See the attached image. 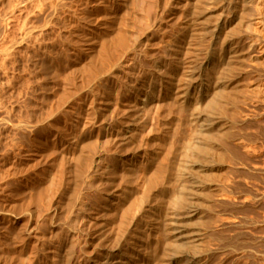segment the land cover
Here are the masks:
<instances>
[{
  "label": "bare ground",
  "instance_id": "obj_1",
  "mask_svg": "<svg viewBox=\"0 0 264 264\" xmlns=\"http://www.w3.org/2000/svg\"><path fill=\"white\" fill-rule=\"evenodd\" d=\"M66 1L68 2V0H56L55 2L50 0V2L54 4L53 6L51 3L48 4L52 6V7L50 6L52 9L49 8L51 10V13L47 14L45 18L48 16L49 18H51L50 16H52L54 13L66 10ZM84 3H85V0H84ZM48 5L47 7H49ZM85 6L88 9L87 10L88 16L82 15V14H81L82 16L78 15L80 12L77 14L75 11L69 12V13L67 12L68 21L70 22V27H71V29L69 30V33H71V38H70L71 40L69 41V37H68L67 43H70V51H71L70 59H71V65L73 67L71 68L72 69L80 68L82 70L86 68V72L88 76L87 83L89 82L90 90L93 93L92 94L93 99L91 98V100H93L94 102L99 101L98 106L95 105L98 107V109L97 110L94 109L95 108L94 106L92 108L95 110V112L91 111L92 108L90 110L91 112H94V114L89 115V117L92 116L90 117L91 119L88 123L89 131L87 134L88 138L90 139V143L87 140L89 144L86 142L87 143L86 145L92 144L91 141L92 142L96 141V145L95 143L93 145L94 150H96L97 149L96 146L98 147L97 141L100 140V143H102L101 144L102 147H100L101 145H99L100 150L101 148H103V146L105 149V146H109L106 144H108L109 142H110V145L111 143L112 144L114 143L110 141L111 138H113L114 140L112 141L116 142L115 144H117V147L119 149L118 150L119 152L118 153L116 152L117 153L116 154L117 159H115L116 163L113 162L112 158L110 157L112 160L111 162L115 163L114 168L117 169V173L115 175L116 177H114V179H111L108 176L109 179L107 177L106 179L107 182H105L106 186L104 185L105 188L102 186L103 183H101V186L103 187L101 188L99 184L102 181H99L98 185L100 186L101 191L98 190L99 188L96 187L97 190L101 192L102 198H104L105 199L104 201L106 202L105 205H108L107 207H109V209L106 206H103L102 208L94 209L91 214V222H89V224H86V227L88 225H89L88 228L91 227L90 229L91 234L89 235L92 239L90 240V242L91 241L93 242L91 246L92 249L90 250L92 251V253H90L89 251V253L91 254L90 256L89 254H87V252L82 251L83 253H86V255L89 256V259L86 264H217L216 261L214 260H217V257L220 256L221 254L217 255V257H215L216 259H213L214 252L216 250L212 249V246L209 243L211 239L217 240L221 238L219 237L220 235H218V233L215 236L214 234L215 231H213L214 232L213 233L212 232L213 229L211 230L212 228L211 223L214 222L213 219L216 220V218H213V215L215 213L212 214V212H215V210H213V206L217 202L220 203V201H218L220 199L218 198L219 197L221 198V195H223L224 186L222 183H225V182H223L222 179L224 178L225 175H231L233 173V172L230 173L233 169L231 171L227 169L231 167L232 164H234V162L236 163L235 160L238 159L237 156L241 155L239 154V152H238V155H236L237 153L235 152V155L237 158L235 157V155L230 156L231 154L230 152L232 151L229 152L228 148L231 147V145L229 144L230 146L228 145V148H227L226 143L232 140L239 144L235 146V148L240 147V146L245 148L248 143V142L246 143V141H249L247 140V134H249L248 129H250L248 128L250 126L249 124L253 125V123L250 122L251 119L258 121L256 122V124L259 123L258 127L255 129V132L257 135L261 136V139H259L256 136V139L258 138L259 140H261V142H259V144H261L260 145L261 148L259 147L261 151H258L256 153L262 154L261 162L259 161L261 160L260 157L257 155L259 157L258 161L260 162L258 164L262 165L261 169L264 168V126H262L264 123V76L260 74L262 73L260 71L264 70V0H88ZM74 7L75 6H73V10H74ZM84 8L85 7H83V10ZM50 10L48 12H50ZM60 12L58 13L59 15L61 14ZM46 13L47 11L45 12V14ZM64 14L65 12H63V15ZM59 15H58V19L60 20ZM45 18L44 20H46ZM49 20H46V21H49ZM63 22L64 21H62V23ZM62 23H60V25ZM66 24L69 25L68 23ZM46 25L47 24H45L43 27L41 24H40L41 27H34L35 26L34 25L33 28H28L29 27L28 26L27 27L28 29L27 30L25 29L26 31L23 33V36L21 34L20 36L21 38H19V40L20 39L21 40L20 41L17 40V42H15L14 46L12 45V47L16 49V47H19L24 41H26L27 43V40L28 39L30 40V37L37 30H40L42 32V29L44 28L46 29L47 27ZM47 28H49V26ZM66 30H68V26ZM64 35H66L67 37V34H64ZM64 35H63V38H64ZM32 38L33 37H31V39ZM64 40L65 39H63V42ZM67 53H69V50L67 51ZM79 73L81 72L79 71ZM67 77H70V76H67ZM85 78L87 80V77ZM78 80L79 79L77 77L75 82ZM80 81H81V78H80ZM84 82L86 83V81ZM80 84L81 82L79 83V86ZM98 84H102L105 87V92L103 94L102 93L99 94L97 92L100 89ZM96 85L99 89L95 88ZM76 87H78L77 84H76ZM93 87L94 89H96V92L93 89ZM81 88H79V91L81 90ZM87 88H88V85H87ZM73 89L70 91L74 92ZM77 89L78 88H76V90ZM123 91L126 92L124 94H127V95L129 94L128 96L125 95L126 98H121ZM61 93H62V90H61ZM54 94H55V91H54ZM87 94L89 93L87 92ZM64 95H65V98H67L65 99L66 101L69 99L68 97L71 98V96H67V94H64ZM82 95H85V94H82ZM88 96L89 95H87V97ZM54 99L56 100V98ZM86 99L84 100L86 101ZM81 100L83 99L81 98L80 101H78L80 102V104L81 102L84 101V100L83 101ZM75 101L77 102V100ZM89 102H92V101H89ZM62 103H65V102H62ZM71 103L68 106H71V108H73L72 107L73 103L72 104ZM84 104L85 103H83V105ZM88 104H87V107H88ZM91 105L93 104H90V106ZM60 106L63 107L64 104L63 106L62 104H60ZM78 108H79V105H78ZM57 110H59V108ZM63 110L65 113H67V111H65V108ZM68 111L70 112V110ZM76 111L78 112L79 109L77 110L76 108ZM59 113L61 114V112ZM49 114H51V112ZM74 114H76V112ZM74 114L73 116H76ZM86 114L88 115L87 112ZM79 115L77 113V117ZM83 115L84 114H82L81 117L85 116ZM65 116L67 117L68 115L64 114L63 117ZM115 116L119 118L118 120L119 123L117 125L118 126L117 128H114V122H116L114 120L118 119ZM49 117H51V115L48 116V118ZM89 117L87 116L88 119ZM85 118L86 117H84V121H86ZM51 121H52V118L48 120L45 126H42L41 129L38 127H31L27 125L26 123L23 125H15V128L18 129L19 131L26 132V135H28V137H29V134L27 132L31 134L33 133L34 139L37 143L35 147H32L31 149L24 151L22 153L20 152V154L14 153V155L12 154L13 155L12 156L11 153H9V155L12 156V162L8 160L12 163V165L14 163H17V164L19 163V165L20 164L23 165V168L24 167L27 168V169L24 168L25 172L22 173L21 171L22 174L19 172V174H21L20 175L21 177L19 180L20 181L19 189L23 191L21 192V194L27 193L28 195L30 191H33L34 188L39 186L40 187L39 190L41 191L39 193H37L38 191L35 192L37 189L36 188L34 192L37 193V195H35L36 196L35 198L39 197L41 201H42V197L44 198V195L48 194L47 192L48 190L47 184L49 183L48 180H52L53 178L56 177L55 176L56 173L55 174L50 173V174H53L55 177L53 175H50L53 178L50 177L51 179H49L47 177L48 180L45 179V175H46L45 172H47V170L49 169V168L48 169L46 168L47 167L46 165L48 164L47 163L48 156L46 153L50 151L49 150L48 152H46V147L50 146V148L51 147L53 148V149L51 148V151L48 154L49 156H51L50 153L54 149L55 151H57L56 149H61V148L64 149V147L68 148L67 146H65V143H66L65 136L66 135L64 136V134L68 132L63 129L60 130V129L54 128L53 123ZM69 121H72V120H69ZM6 122L7 121L0 118V127L5 126ZM67 122L68 121H66V123ZM65 127L67 128V126ZM46 128L48 129L47 133L44 132V129ZM58 128H61V127L58 126ZM250 131H252V128L250 129ZM253 131H254V128H253ZM83 135L82 136L85 138L86 134L84 132H83ZM72 141H74V139ZM149 142L151 143L154 142L156 147L150 149L151 143L149 144ZM71 144L72 143H70V145ZM34 145L35 144H33V146ZM82 145H85V144H82ZM153 145L151 147H154ZM80 146L79 148H81ZM250 147L252 148L253 146H250ZM76 148L79 150L78 147ZM91 148L92 146L90 147V150L86 152L91 154L93 152L91 151L93 148L92 149ZM104 149H102L103 150L102 152H104ZM80 150L81 152L84 153L85 147L84 149H80ZM256 150H258V148L257 149L255 148L252 151H256ZM59 151H62V150H59ZM252 151L251 153H249L250 155H248V153L246 152L247 155L245 156L241 155V156H244V157L251 156ZM75 152L76 151H74V154ZM95 152H97V150ZM95 152H94L95 155L93 154L94 156L91 154L92 155L90 159L91 161L86 158L85 154L83 155L85 156L84 159L86 158L87 160L90 161V162H87L85 161L86 159L85 160L83 159L84 162L87 165L89 164L92 169L96 168V166L99 163V159H100V154L98 155L97 153L96 155ZM108 152L109 151H107V153ZM58 153H55V154H58ZM78 154H81L80 151L79 153L77 152V155ZM90 154H87V156L89 157ZM110 154H113V152ZM110 154L108 155L110 156ZM101 155H103V153ZM114 155H113V158H114ZM79 156L80 155H78V157ZM63 157L64 155L61 158ZM71 157H73V154ZM71 157H68V158L71 159ZM107 157L108 156H106V158ZM227 157H229L228 158L229 160L226 162ZM49 158L50 157H48V159ZM80 158L82 157L80 156L78 159ZM72 159L75 164L74 158ZM242 159L243 158H241V160ZM247 159H245L246 161L244 162L249 161L250 158L248 160ZM253 159H255V157H253ZM5 160L7 159L5 158ZM108 160L109 158L107 159V163H108ZM62 163H63V159H62ZM85 163L84 165H86ZM247 163H244V165H246ZM254 163L255 162H253L252 164ZM79 164H80L79 165L80 167L81 163ZM250 164H251V159H250ZM258 164L256 163L255 167ZM66 166H68L67 163H66ZM238 166L239 165L237 164V167ZM252 166L254 168V165ZM51 167H53V164ZM77 167L78 166L75 167L74 165V167L72 166L71 168H74V169L76 168V170L78 171H83V169L80 170L78 169L79 167L78 168ZM82 167L83 166H81V168ZM232 167H236V165L234 164V166ZM237 167L234 172H236ZM3 168L5 169V167ZM60 168H62L63 170L64 167H60ZM4 169H1V170L5 172L6 170ZM244 169H245V166H244ZM259 169H258V172L261 171ZM71 170H69L70 172L69 175L72 174ZM95 170L96 172H94L93 176H95L96 173L102 174L101 172L103 170L101 172H98L99 170L97 171V169ZM107 170L105 172H108ZM78 171L75 172V175L77 174L76 176L74 175L75 178L77 176L79 177L82 176L78 174ZM227 171H230V172L226 174ZM253 171L255 175V170ZM11 172H12V175H11L12 177L15 175L16 176L19 175L18 173L13 175V172L15 173V171H11ZM11 172H8V173H11ZM49 172L50 171H48V173ZM66 172L65 173L62 172V173L65 175ZM85 172H87V169ZM110 173H113L114 175L115 172L112 171ZM110 173L108 172V175ZM195 173H198V174L195 175ZM47 175L49 176V174ZM93 176L91 178H93ZM118 176L121 177V178L119 177L120 181H118L119 180ZM0 177L1 179L4 177L2 176V172H1ZM7 177H4V178H7ZM59 177L61 176H58L56 180L59 179ZM259 177H262V176H259ZM1 179H0V184L2 185L1 181L3 179L2 180ZM16 180L18 179L16 178ZM54 180L55 179H53L52 181ZM117 181L119 183H117ZM16 182L14 183L15 184L19 183V182L17 183ZM76 183L78 182H75V184ZM51 184L56 185V183L54 184V182ZM75 184L73 186L74 188L73 190L79 189L78 188L79 183L78 185L77 184L75 185ZM40 185H42L43 187L42 189ZM224 185L226 186L227 184H224ZM94 186H96V183ZM4 187L5 186H3L2 188ZM93 187L92 189L95 188ZM50 188L51 186H49V189ZM224 190L227 191L226 189ZM94 192H92V195H94ZM248 192L246 193L247 196L250 194V193L248 194ZM251 192L255 193L256 191L255 192L251 191ZM261 192L262 191H260V193ZM13 193L15 194L14 191ZM51 193H52V190H51ZM73 193H71V196L73 195L72 197L74 198L75 197L74 194H76L77 191L74 194ZM32 194L29 193L28 202L30 205L34 204V201H35ZM230 194L233 195L234 192L233 194L232 192ZM4 195H5V192H4ZM56 195L57 194H55V197H57ZM226 195L227 197H229L228 196L229 193ZM255 195H258V194H255ZM12 196L14 195L12 194ZM12 196L10 195V197ZM262 196H264V194ZM16 197L18 196H15L14 198ZM47 197L45 196V198ZM50 197L51 195L48 198ZM82 197L80 199H82ZM78 198H79V195L77 199ZM93 198L94 197H92L91 199ZM247 198L248 200L252 199V197L251 198L247 197ZM221 199H225V198H221ZM253 199L257 200V198H254V197ZM44 200L42 202H44ZM51 200H52V197H51ZM93 200L96 201L95 198ZM258 200H259V197H258ZM260 200H263V199L260 198ZM93 203H98V202H93ZM218 203L216 205H218ZM0 204H3V203H0ZM10 205L7 206L5 209L2 207L3 205L2 206L0 205L3 208V210L0 211V226H1L0 229H3L4 227L6 228L7 227L6 224H8L9 227H14L15 229L17 228L19 229L23 225L22 221L28 215L21 210L22 209L20 207L21 204L20 206H17L19 207V210L18 208L16 209L18 211L20 210L22 211V213L20 214H18L19 213L18 211L16 214L15 212L16 210H12L13 206H15L16 203L14 205L13 203ZM27 205L25 207H27ZM40 205H38V207ZM216 205L214 207L221 206V205L220 206L219 205L216 206ZM53 206L54 205L52 202V207ZM65 206H67L66 203H65ZM99 206H102L101 203ZM38 207L36 206L34 209H37ZM88 207H91V206H88ZM92 207L94 206L92 205ZM192 208H194V210H192ZM81 209H82V202L81 200H77L75 207H74V213H73L76 218L73 217L71 212L70 213L72 216L70 215L71 217L69 216L68 218L73 217L75 220H77V217H79L78 215ZM111 209H113L112 210L113 213L111 212L112 214L108 215ZM40 210H42L43 212V209H40ZM262 210L264 211V209ZM26 211L28 212L29 210L26 209ZM32 211H29V212L31 213ZM69 211L70 210H68L67 212ZM216 211L218 212L217 209ZM89 212L90 211H88V213ZM68 214L69 213H67L66 216H68ZM261 215L257 217L258 219H256V221H259V219H261L260 224L263 223L262 226L264 227V219H263L264 215L262 216ZM32 217L34 219L33 215ZM82 218L83 217H81V219ZM27 219L29 220V217ZM78 219L79 221L77 222L78 224L81 223L80 225L81 227L82 224H84L81 221L82 220L84 221L86 218L85 219L83 218L82 220H80V217H79ZM218 219L219 218H217V220ZM245 219H244L245 222L243 220L241 221L242 224L243 222L244 224L246 223L247 219L246 220ZM217 220L215 221L216 224L217 223L220 224L219 222L221 220L219 219L220 221L218 222ZM25 222H27V220ZM224 225H222V227ZM248 225L249 224L245 225L246 228ZM34 226L37 228L36 223ZM34 226L33 227L31 226V229H28V230L32 231V228L34 229ZM253 226L251 227L248 226V229L251 228V231H252ZM68 227L70 228L71 226L69 225ZM263 227L261 229H263ZM22 228L24 229L25 227H22ZM22 228H20L18 232L15 231L16 232L15 235L18 233L17 234L18 237H16L15 241H14V238L12 239L11 237V240L14 241V245H8V248L13 247L12 249L13 252L11 253L10 257L9 258L7 257V258L9 259L10 262L14 264L15 263L17 264L18 262L20 264V260L21 258H23V254H24L25 248L23 245L25 243L24 240L26 237L24 238L25 229L23 230ZM244 229H241L239 231H243ZM3 230L6 231L7 228ZM79 231L80 229L78 230V232ZM261 231L259 230L258 232H256L257 235H259ZM243 232H246V230ZM243 232H242V235L244 236ZM1 233L3 232L1 231ZM248 233H249V230H248ZM262 233H263L262 241L264 243V232L262 231ZM3 234H5V232ZM70 234L73 235V233H70ZM80 234H82L81 231L78 237H80ZM221 235L223 236V234ZM245 235L249 236V234L247 233ZM250 235H251V232H250ZM257 235L255 234L254 240H256ZM234 236H236V234ZM234 236L233 237L230 236L231 238L230 237L229 238L232 240H234L233 238H235V241H236L237 238ZM0 237H1V234H0ZM35 237L36 236L32 237V241ZM72 238L74 239V237ZM5 239H4V243H5ZM36 239H38V236L36 237ZM36 239L34 240L37 241ZM249 239L250 238H248L245 241H248ZM258 240L259 241L261 240L260 237ZM10 241L8 242L7 240L8 243H10ZM242 241H239V242H242ZM69 242H70V245L72 246L73 241L72 242L68 241V243ZM212 242L214 244V241ZM249 242L243 241V243L241 244L230 245L229 250L228 249L227 250L229 251V253H231L230 255H235L233 256V259L234 257H237V259H240V260L245 259V262H243L244 261L243 260L242 264H253V262L247 263L246 259L249 258L251 260V258H255L254 255L260 254L261 260H259V262L258 261L257 262L254 261V262L258 264H264V247H263L264 244L261 245V247H263V250L261 248L262 251L260 250L261 252L259 251L258 253L256 252V250H259L258 249L259 245H257L258 244L257 241H255V244L257 245L256 250L254 248L255 246L253 247L254 249H252L251 247L254 241L251 243ZM231 243L232 242H230V244ZM215 244L217 245L218 242L217 243L215 242ZM222 244H224V242H222ZM5 245L2 244L0 248L3 246L2 248L4 249V247H7ZM25 245L29 246L28 244H25ZM89 245L87 248H89ZM79 246L81 248L82 245H79ZM217 247H218L217 250H220V245ZM61 248L62 247H60L59 249ZM68 249L70 248L68 247ZM68 249L65 251H69ZM228 251L224 254L230 256ZM75 252H77V250ZM1 254H3L2 251H1ZM74 255L76 256V254ZM1 256L2 255H0V258ZM4 256L5 255H3V258ZM27 256H29L30 258V255H27ZM75 256H73L74 259L76 258ZM222 257L220 258L222 259ZM224 257L226 258V256ZM70 258L71 257L68 255V252H67L62 257L61 262H58V261L57 262L59 264H69ZM231 258L230 260H232ZM34 259L35 258H33V260ZM77 259L75 260L77 261ZM219 259L217 262H219ZM26 260L28 259L26 258L25 262ZM0 261H3V260H0ZM22 261L24 260H21V264L24 263ZM223 262L219 264H224ZM227 262L226 264H228ZM231 262H233V260ZM3 263L5 264V260ZM234 263L237 264L238 262L237 263L234 262Z\"/></svg>",
  "mask_w": 264,
  "mask_h": 264
},
{
  "label": "rangeland",
  "instance_id": "obj_2",
  "mask_svg": "<svg viewBox=\"0 0 264 264\" xmlns=\"http://www.w3.org/2000/svg\"><path fill=\"white\" fill-rule=\"evenodd\" d=\"M24 1H26V2H24ZM29 1V2H28ZM48 1V0H47ZM46 0H0V118L1 119H4L5 121H7L6 122V125L5 126H3V127H0V171L2 172V176H4V177H7V178H2L1 179V177H0V179L2 180L1 181V183H2V185L0 184V188L3 190H1L0 189V193H1V191H2V193L0 194V199L1 198H3V199H1L0 200V203H3V204H0L4 209L7 207V206H9L10 204H12L13 203V205L16 203V205L15 206H13V209L12 210H16L17 208H18V210H19V207H17V206H20V204H21V210L23 211V212H25L26 214H28L27 216L29 217V220L27 219L28 217L26 216V218H24V220L22 221V226L20 227V228H22V227H25L23 230H24V238H25V240H24V254H23V258H21V260H24V261H22V262H24L23 264H28V263H30V264H57L58 262H61V259H62V257L68 252V255L71 257L70 258V263L69 264H81V262H82V264H86L87 263V261H88V259H89V256L91 255L90 253H92V251H90L92 248H91V246H92V241L90 242V240H92L91 239V237H90V235L89 234H91V227H89L88 228V226L86 227V224H89V222H91V214H92V211L94 210V209H97V208H102L103 206H108V205H105V199L104 198H102V195H101V188H105V186H106V184H105V182H107L106 181V179H107V177L109 176L111 179H114V177H116L115 175H116V173H117V169H115L114 167H115V163H116V160L115 159H117L116 158V154L119 152L118 150V147H117V144H115L116 142L115 141H112V140H114L113 138H111V142H114L113 144L111 143V145H110V142L108 143V144H106V145H109V146H105V149H104V146H103V148H101V150H100V147H102V143H100V140L99 141H97L98 143V147L96 146V150H97V152H95L96 150H94V148H93V145H94V143H95V145H96V141L95 142H92L91 141V143L92 144H90V145H86L88 142H87V140L89 141V143H90V139L88 138V131H89V121H90V117H92V116H90L89 117V115H93L94 114V112H95V110L94 109H98V102L96 103V102H94L93 100H91V98L93 99V93H92V91L90 90V86H89V82L87 83V81H88V76H87V72H86V68L85 69H80V68H76V69H72L73 67H72V65H71V51H70V43H67L68 42V37H69V41L71 40L70 38H71V33H69V30L71 29V27H70V22L68 21V17H67V15H68V13L69 12H73V11H75L78 15H86V16H88L87 15V8H86V6H85V4L88 2V0H85V3H84V0H68V2L66 1V10H64V11H59L61 14L59 15L58 13L59 12H56V13H54L55 14V16H54V14L52 15V16H50L51 18H49V16L48 17H46L45 18V16L47 15V14H50L51 13V10L50 9H52L51 7L53 6V4H52V2H50V0L47 2ZM53 2H55L54 0H52ZM20 2V3H19ZM45 2V3H44ZM47 3V4H46ZM52 4V6L51 5H48V4ZM80 3V4H79ZM19 4V5H18ZM84 4V5H83ZM41 5V6H40ZM47 5L49 6V7H47ZM72 5V6H71ZM83 5V6H82ZM51 6V7H50ZM70 6V7H69ZM73 6H75L74 7V10H73ZM82 6V7H81ZM81 7V8H80ZM83 7H85L84 8V10H83ZM39 8V9H38ZM46 8V9H45ZM50 8V9H49ZM80 8V9H79ZM68 9V10H67ZM72 9V10H71ZM78 11H77V10ZM50 10V12H48ZM69 10H71V11H69ZM47 11V13L45 14V12ZM41 12V13H40ZM63 12H65V14L63 15ZM68 12V13H67ZM83 12H85V13H83ZM58 15H59V18H60V20L58 19ZM63 15V16H62ZM81 15V16H82ZM60 16H62V17H60ZM55 17H57V18H55ZM66 17V18H65ZM44 18L46 19V20H49V21H46V20H44ZM47 18H49V19H47ZM63 18V19H62ZM54 19V20H53ZM62 19V20H61ZM43 20V21H42ZM53 22H52V21ZM52 23H51V22ZM60 21V22H59ZM62 21H67V22H63L62 23ZM59 22V23H58ZM49 23H51V24H49ZM60 23H62L61 25H60ZM66 23H68L69 25H67ZM40 24L42 25V27L45 25V24H47L46 26L48 27L49 26V28H47L46 27V29L44 28V29H42V32L40 31V30H37L31 37H33L32 39H31V37H30V40L28 41L27 40V43H26V41H24L19 47H16V49H14V47H12V45L14 46V43L15 42H17V40L18 41H20L19 40V38H21L20 36H21V34H22V36H23V33L28 29V28H33V26L34 27H41L40 26ZM44 24V25H43ZM49 24V25H48ZM59 25H60V27H59ZM68 26V30H66L67 29V26ZM75 25V24H74ZM29 26V27H28ZM32 26V27H31ZM66 26V27H65ZM28 27V28H27ZM62 27V28H61ZM70 27V28H69ZM61 28V29H60ZM26 29V30H25ZM24 30V31H23ZM46 30V31H45ZM49 30V31H48ZM60 31H62V32H60ZM66 33H65V32ZM22 32V33H21ZM46 32V33H45ZM58 32V33H57ZM60 32V33H59ZM67 34V37H66V35H64V34ZM60 34V35H59ZM53 35V36H52ZM63 35H64V38H63ZM61 37V38H60ZM66 37V38H65ZM54 38V39H53ZM60 38V39H59ZM51 39V40H50ZM59 39V40H58ZM63 39H67L66 40V42H65V40H64V42H63ZM55 42V43H54ZM36 43V44H35ZM64 48V49H63ZM69 50V53H67V51ZM57 55V56H56ZM67 56H68V58H67ZM62 58V59H61ZM52 59V60H51ZM67 59V60H66ZM70 60V61H69ZM62 61V62H61ZM66 61H68V62H66ZM50 62V63H49ZM52 63V64H51ZM67 64V65H66ZM70 66V67H69ZM72 67V68H71ZM71 68V69H70ZM71 70V71H70ZM77 70V71H76ZM67 71V72H66ZM79 71L82 73H79ZM264 70H261L260 72H262V73H260L261 75H263L264 76V72H263ZM72 72V73H71ZM86 72V73H85ZM48 73V74H47ZM78 73V74H77ZM70 74V75H69ZM73 74H75V75H73ZM78 76H77V75ZM81 74V75H80ZM72 75H73V77H72ZM83 75V76H82ZM67 76H70V77H67ZM74 76H75V78L77 79V77H78V81H76L75 82V78H74ZM87 77V80H86V78L85 77ZM85 78V80H84V78ZM70 78V79H69ZM80 78H81V81H80ZM70 81V82H69ZM72 81V82H71ZM84 81H86V83L84 82ZM81 82V84L83 85H81L80 84V86L82 87H80L79 86V83ZM75 84V85H74ZM76 84H77V86L78 87H76ZM65 85H66V87H65ZM74 85V86H73ZM87 85H88V88H87ZM99 85V88L97 87V85L95 86V88L96 89H99L97 92L99 93V94H103L104 92H105V87L102 85V84H98ZM60 86V87H59ZM101 86V87H100ZM74 87H76V88H78L77 90H76V88H74ZM63 88V89H62ZM76 90H74V89ZM79 88H81V92L79 91ZM87 88V89H86ZM102 88V89H101ZM66 89H67V91H66ZM68 89H69V91H68ZM73 89V91L74 92H71L70 90H72ZM93 89H94V87H93ZM96 89H94L95 90V92H96ZM61 90H62V93H61ZM83 90H85V91H83ZM101 90V91H100ZM54 91H55V94H54ZM79 91V92H78ZM89 93V94H87V92ZM91 91V92H90ZM100 91V92H99ZM60 92V93H59ZM69 92H70V94H69ZM59 93V94H58ZM67 94V96H71V98L70 97H68L69 99L66 101L65 99H67V98H65V95L64 94ZM124 93H126V92H124L123 91V93H122V97L121 98H126V96H128L127 94H124ZM60 94H61V96H60ZM82 94H85V95H82ZM89 95L88 97H87V95ZM123 94H124V96H123ZM64 97H63V96ZM126 95V96H125ZM54 96H56V97H54ZM66 96V97H67ZM74 96V97H73ZM82 96V97H81ZM76 97H77V99H76ZM80 97V98H79ZM54 98H56V100L54 99ZM86 99V98H88V99H90V100H88V99H86V101L84 102L83 100H81V101H83V102H81V104H80V102H78V101H80V99ZM101 98V97H100ZM77 100V102L75 101V100ZM74 100V101H73ZM71 101H72V103H71ZM89 101H92V102H94V103H92V102H89ZM62 102H65V103H62ZM56 103V104H55ZM70 103L72 104V107L74 108H71V106H68V105H70ZM83 103H85L84 105H83ZM89 103V104H88ZM55 104V105H54ZM60 104H62V106H63V104H64V106L63 107H61L60 106ZM87 104H88V107H90V108H88L87 107ZM90 104H93V105H91L90 106ZM55 107L56 105V107L54 108L53 106ZM75 107H74V106ZM78 105H79V108H78ZM82 105V106H81ZM95 105H97V106H95ZM60 106V107H59ZM85 106V107H84ZM95 106V108L93 109L92 107H94ZM81 107V108H80ZM97 107V108H96ZM49 108H50V110H49ZM54 110H53V109ZM59 108V110H57ZM65 108V111H67V113H65L64 112V109ZM76 108H77V110L79 109V111L77 112L76 111ZM85 108V109H84ZM91 108H92V110H91ZM47 109V110H46ZM52 109V110H51ZM67 109V110H66ZM71 109H73V110H71ZM89 109V110H88ZM57 110V111H56ZM68 110H70V112L68 111ZM94 111V112H91V111ZM48 113V115H47V113ZM52 111H53V113H52ZM63 111V112H62ZM73 111V112H72ZM81 111V112H80ZM84 113H83V112ZM89 111V112H88ZM51 112V114H49ZM57 113V114H55V113ZM59 112H61V114L59 113ZM76 112V114H74ZM81 114H80V113ZM86 112L88 113V115L86 114ZM69 113V114H68ZM71 113V114H70ZM77 113H78V117H77ZM59 114V115H58ZM64 114H66V115H68L67 117L65 116V117H63V115ZM73 114L74 115H76V116H73ZM82 114H84L83 116L84 117H86L85 118V120L86 121H84V117H81L82 116ZM46 115V116H45ZM51 115V117H49L48 118V116H50ZM60 115H61V117H60ZM70 115V116H69ZM89 117V119L87 118V116ZM72 116V117H71ZM59 117V118H58ZM76 119H75V118ZM116 118H118L117 116H115ZM52 118V123H53V127L54 128H56V129H63V130H66L68 133H66V131H65V133L66 134H64V136H65V141H66V143H65V146H67L68 148H66V147H64V149L63 148H61V149H56L57 151H55V149L50 153V155L51 156H49L48 154H49V152L51 151V148H50V146H48L49 147V149H48V147H46V152H48L49 150V152L48 153H46L47 154V156L48 157H50L49 159H48V157H47V172H45V179L46 180H48L47 179V177L49 178V179H51L50 177H52V176H50V175H53V174H55L56 173V177L55 178H53V179H55L56 180V178H58V176H61V177H59V179H57L56 180V182H55V180L54 181H52V180H48L49 181V183L47 184L48 185V190H50V191H48L47 190V192H48V194H46V195H44V198L42 197V201L44 200V202H42L41 201V199H39V197H37V198H35L36 196L35 195H37V193H39L41 190H39V186L38 187H36V188H34V190L36 189V191L35 192H37V193H35L34 192V190L33 191H30L29 193H33L32 194V196H33V198L35 199V201H34V204H32V205H30L29 204V202H28V200H29V193H28V195H27V193H22L21 194V192H23V191H21L20 189H19V187H20V175L23 173V172H25V169H27L26 167H24L23 168V165L22 164H20L19 165V163L17 164V163H14L13 165H12V156L14 155V153L15 154H20V152L22 153V152H24V151H27V150H29V149H31L32 147H35L36 146V141H35V139H34V134L32 133H29V132H27L28 134H29V137H28V135H26V132H21V131H19L18 129H16L15 128V125H23V124H27V125H29V126H31V127H38V128H42V126H45V124H46V122L48 121V120H50ZM62 118V119H61ZM64 118V119H63ZM67 118H69V119H67ZM71 118V119H70ZM74 118V119H73ZM78 118V119H77ZM83 118V119H82ZM46 119V120H45ZM60 119H61V121H60ZM82 121H81V120ZM88 119V120H87ZM59 120V121H58ZM63 120V121H62ZM68 121L67 123H66V121ZM69 120H72V121H69ZM77 120H78V122H77ZM119 118L118 119H115L114 121H116V122H114V128H117L118 126V123H119ZM44 121V122H43ZM118 121V122H117ZM61 122V123H60ZM72 124H71V123ZM80 122V123H79ZM85 122V123H84ZM87 122V123H86ZM250 122L251 123H253V125H257L256 127L255 126H253V125H251V124H249L250 126L248 127V128H252V131H250V129H248V133L250 134H247V140H249V141H246V143H247V146L245 147V148H243L242 146H240V147H236L235 148V146H237V145H239L237 142H235V141H232V140H230L229 142H227L226 143V145H227V148H228V145L230 144L231 145V147H229L228 149H229V152L230 151H232V152H230L231 154H230V156L231 155H235V152L237 153L236 155H238V152H239V154H241V155H247L246 154V152L248 153V155H250L249 153H251V151L252 150H254L255 148L257 149L258 148V150H256V151H252V154H251V156H247V157H244V156H241V155H238L237 157H238V159H240V160H238V159H236L237 157H236V155H235V161H236V163L234 162V164L236 165V167H237V164L239 165V166H241V167H237V170H236V172H234L235 171V169H236V167H232V166H234V164H232V168L231 167H229L227 170H232L231 172L230 171H227L226 172V174H228V172H230V173H232L231 175H225L224 176V178L222 179V181L223 182H225V183H222V181H221V183L223 184V195H221V198H225V199H221L220 197L218 198V199H220V200H218V201H220V203H218V205L220 206V207H214L213 206V210H215V212H212V214H214L213 215V218H216V220H217V218H219L218 220H217V222L218 221H220L219 223L220 224H216V220L215 219H213V221L214 222H212L211 223V225H212V228H211V230H212V232L213 231H215V236L217 235V233H218V235H220L219 237H221V238H219V239H217V240H219V241H217V240H213V239H211V241L209 242L210 244H211V246H212V249H215L216 251L214 252V256H213V259H216L215 257H217V255H220V256H218L217 257V260H214V261H216V263L217 264H219V263H222L223 262V260H224V264H226V262L228 263V264H231V263H233V264H235L234 262H238L237 264H242L243 262H245V259H242V260H240V259H237V257H234V259H233V256H235V255H230L231 253H229V248H230V245H236V244H241V243H243V241L244 242H249V240H250V242L249 243H251V242H253L252 243V249H254L255 248V250H256V246L257 245H259L258 246V249L259 250H256V252H258L259 253V251L261 250V248H262V250H263V247H264V245H263V247H261V245L262 244H264L263 243V233H262V231L264 232V227L262 226V224H260L261 223V219H259V221H256V219H258L257 217L259 216V215H264L263 213H264V211L262 210V209H264V196H262L264 193H263V191H264V187H263V185H264V180H263V175H264V168L263 169H261L262 168V165H259L258 163H260L261 161H262V154L261 153H256V152H258V151H261V144H259V142H261V140H259V139H261V136H259V135H257L256 134V132H255V129L258 127V124L259 123H257L256 124V122H258V121H256V120H254V119H251L250 120ZM249 122V123H250ZM18 123V124H17ZM64 123V124H63ZM68 123H69V125H68ZM84 123V124H83ZM32 124V125H31ZM57 124H58V126H60L61 128H58V126H57ZM80 124H82V125H80ZM87 126H86V125ZM40 126V127H39ZM65 126H67V128L65 127ZM81 126V127H80ZM251 126H253V127H251ZM262 126H264V123H263V125ZM81 128H82V130H81ZM253 128H254V131H253ZM47 129V128H46ZM46 129H44V132L45 133H47L48 132V129L46 130ZM68 129V130H67ZM85 130V131H84ZM148 130V129H147ZM78 131V132H77ZM250 131V132H249ZM43 132V133H44ZM76 132H77V134H76ZM83 132L86 134L85 136V138L83 137L84 135H83ZM72 133V134H71ZM80 133V134H79ZM81 133H82V135H81ZM71 135H72V137H71ZM75 135V136H74ZM77 135H79V136H77ZM248 135H249V137H248ZM253 135H254V137H253ZM83 138H82V137ZM257 141V140H259V141H255L252 137ZM256 136L259 138H257L256 139ZM32 137V138H31ZM69 137H71V138H69ZM76 137V138H75ZM27 138H29V139H27ZM249 138V139H248ZM68 139H70V140H68ZM74 139V141H72ZM78 139H80V140H78ZM250 139H251V141H250ZM253 139V140H252ZM28 140V141H27ZM33 140V141H32ZM84 140V141H83ZM64 141V142H65ZM69 141H71V142H69ZM81 143H79V142ZM30 142H32V143H30ZM68 142H69V144H68ZM77 142V143H76ZM82 142H84V143H82ZM87 142V143H86ZM251 142H252V144H251ZM70 143H72L71 145H70ZM88 143V144H89ZM151 142H149V144H150ZM153 143L154 142H152L151 144L153 145ZM33 144H35L34 146H33ZM68 144V145H67ZM77 144V145H76ZM78 144H80V145H78ZM82 144H85V145H82ZM150 144V149H152V148H155L156 147V145H155V143H154V147H151L152 145ZM232 144H233V146H232ZM255 144V145H254ZM76 145V146H75ZM99 145H101L100 147H99ZM117 147V149H116V147ZM229 145V146H230ZM257 145H258V147H257ZM23 146V147H22ZM28 146H30V147H28ZM79 146L81 147V148H79ZM92 146V150L91 151H93L91 154L93 155L94 154V152L96 153V155H97V153H98V155L100 154V159H99V163H98V165L97 166H99V167H97L96 166V168H94V169H92L91 168V166L88 164H86L85 162H84V160L87 158V159H91V157H92V155L90 154V153H87L86 151H89L90 150V147ZM112 146V147H111ZM113 146H114V148H113ZM250 146H253L252 148L250 147ZM73 147V148H72ZM75 147V148H74ZM76 147H78L79 148V150L76 148ZM84 147H85V151L84 150H82V151H84V153L83 152H81V150L80 149H84ZM95 147V146H94ZM242 147V148H241ZM255 147V148H254ZM260 147V148H259ZM72 148V149H71ZM107 148V149H106ZM113 148V149H112ZM232 148V149H231ZM239 148V149H238ZM53 149V148H52ZM76 149V150H75ZM102 149H104V152H102L103 150ZM111 151H110V150ZM233 149H234V151H233ZM239 151H238V150ZM240 149H241V151H240ZM245 151H244V150ZM59 150H62V151H59ZM64 150V151H63ZM71 150V151H70ZM99 150V151H98ZM236 150V151H235ZM243 150V151H242ZM248 150V151H247ZM55 151V152H54ZM69 151V152H68ZM74 151H76L75 152V154H74ZM79 151H80V153L82 154H78V155H80L82 158H80V159H78L79 157H78V155H77V152L79 153ZM90 151V152H91ZM106 151V152H105ZM107 151H109L110 153H112L113 152V154H110L109 152L107 153ZM72 152V153H71ZM90 154V156L88 157L87 156V154ZM101 152V153H100ZM117 152V153H116ZM241 152V153H240ZM9 153H11V155L12 156H10L9 155ZM55 153H58V154H55ZM103 153V155H101ZM105 153V154H104ZM106 153H107V155H106ZM68 154V155H67ZM71 154V155H70ZM72 154H73V157H71L72 156ZM86 155V158L84 159V157L85 156H83V155ZM108 154H110V156L108 155ZM115 154V155H114ZM6 155V156H5ZM8 155H9V157H8ZM53 155V156H52ZM64 155V157L63 158H61L62 156ZM95 155V154H94ZM93 155V156H94ZM108 156L107 158H106V156ZM113 155H114V158H113ZM260 157V159L261 160H259V157ZM56 158H55V157ZM77 156V157H76ZM102 156H103V158H102ZM68 157H71V159L70 158H68ZM112 158V160H113V162H115V163H112L111 161V158ZM253 157H255V159H253ZM5 158L7 159V160H5ZM9 158V159H8ZM52 158V159H51ZM72 158H74V160H75V164H74V161H73V159ZM105 158V159H104ZM109 158V160H110V162H109V160H108V163H107V159ZM229 157H227V159H226V162L229 160L228 159ZM241 158H245V159H251V164H250V159H249V161H247V162H244V161H246L245 159L242 161L241 160ZM62 159H63V163H62ZM78 159V160H77ZM84 159V160H83ZM85 160V161H87V162H90L89 160ZM247 159V160H248ZM8 160H10V161H8ZM100 160H102V161H100ZM104 160V161H103ZM254 160H256V161H254ZM260 162H259V161ZM51 161V162H50ZM106 161V162H105ZM238 161H240V162H238ZM9 162V163H8ZM53 162V163H52ZM55 162V163H54ZM60 162V163H59ZM70 162V163H69ZM75 165V167L76 166H78L79 167V163H81V166H83L82 168H81V166L78 168V169H80V170H82L83 169V171H78V170H76V168L74 169V168H71L72 166L74 167V165L72 164V163ZM79 162V163H78ZM247 163L246 165H244V163ZM253 162H255L254 164H252ZM66 163H67V165L68 166H66ZM69 163V164H68ZM83 163V164H82ZM84 163L86 164V165H84ZM104 163V164H103ZM241 163H243V164H241ZM258 164V165H256V167H255V164ZM11 166H10V165ZM52 164H53V167H51L52 166ZM72 164V165H71ZM76 164H78V165H76ZM9 165V166H8ZM56 165V166H55ZM70 165H71V167H70ZM231 165V164H230ZM229 165V166H230ZM247 165H248V167H247ZM252 165H254V168H253V166ZM2 166V167H1ZM8 166V167H7ZM13 166V167H12ZM18 166H20V167H18ZM50 166V167H49ZM55 166V167H54ZM102 166V167H101ZM244 166H245V169H244ZM261 166V167H260ZM3 167H5V169L3 168ZM12 167V168H11ZM17 167H18V169H17ZM60 167H64L63 168V170H62V168H60ZM69 167V168H68ZM86 167V168H85ZM88 167V168H87ZM104 167H105V169L110 173V172H112V171H114L115 173H114V175H113V173H110L109 175H108V172H105L106 170L104 169ZM113 167V168H112ZM15 168V169H14ZM20 168V169H19ZM21 168H22V170H21ZM54 170H53V169ZM100 168V169H99ZM104 170H103V169ZM241 168V169H240ZM247 168V169H246ZM260 168V169H259ZM1 169H4V170H6L5 172L3 171V170H1ZM8 169V170H7ZM11 169V170H10ZM14 169V170H13ZM72 169V170H71ZM84 169H85V171H86V169H87V172H85L84 171ZM90 171H89V170ZM95 169H97V171L98 172H101L102 170V174H98V173H96V174H98V175H96L95 174V176H93V174H94V172H96V170ZM113 169V170H112ZM258 169L259 170H261V171H259L258 172ZM17 170V171H16ZM59 170V171H58ZM69 170H71L72 172V174H70V175H72V176H70L69 175ZM73 170H75V171H73ZM109 170H111V171H109ZM240 170V171H239ZM249 170H251V171H249ZM253 170H255V175H254V171ZM11 172V171H15V173L13 172V175L14 174H16V173H18L19 174V172L21 173V171H22V173L21 174H19L18 176H11L12 175V172L11 173H8V172ZM48 171H50L49 173H48ZM52 171V172H51ZM66 172V174L64 175L63 173H65ZM78 171V174H80V175H82V176H77L78 178H80V179H78L77 177L75 178V176L77 175H75V172H77ZM1 172H0V176H1ZM63 172V173H62ZM241 172V173H240ZM245 172H247V173H245ZM249 172V173H248ZM252 172H253V174H252ZM6 173H8V174H6ZM50 173H53V174H50ZM240 173V174H239ZM258 173V174H257ZM4 174H6V175H4ZM47 174H49V176L47 175ZM61 174V175H60ZM63 174V175H62ZM107 174V175H106ZM198 173H195V175H197ZM260 174V175H259ZM11 177H10V176ZM58 175V176H57ZM75 175V176H74ZM91 175V176H90ZM113 175V176H112ZM258 175V176H257ZM67 176V177H66ZM93 176V178H91ZM102 176V177H101ZM112 176V177H111ZM121 176V175H120ZM120 176H118V179H119V177ZM252 176V177H251ZM254 176V177H253ZM259 176H262V177H259ZM10 177V178H9ZM100 177H101V179H100ZM109 177H108V179H109ZM225 177H226V179H225ZM257 177V178H256ZM260 179H259V178ZM16 178L18 179V180H16ZM74 178H75V180H74ZM99 178V179H98ZM104 178V179H103ZM121 178V177H120ZM262 178V179H261ZM13 179V180H12ZM79 180V181H77V180ZM117 179V180H118ZM225 179V180H224ZM4 180H6V181H4ZM73 180V181H72ZM4 181V182H3ZM12 181V182H11ZM19 182L18 184H15L14 182ZM99 181H102V182H100V184H99ZM118 181H120V179L118 180ZM117 181V183H119ZM227 181V182H226ZM7 182V183H6ZM16 182V183H17ZM54 182V184L56 183V185H53V184H51V183H53ZM75 182H78L79 183V189H75L76 191H77V196H76V194H74L76 191L75 190H73L74 188H73V186H74V184H75ZM93 182H94V184H93ZM262 182H263V184H262ZM14 183V184H13ZM59 183V184H58ZM78 183H76L77 185H78ZM95 183H96V186H94L95 185ZM101 183H103L102 184V186H101ZM4 184H6V185H4ZM75 184V185H76ZM101 186V188H100V186ZM224 184H227L226 186L224 185ZM231 184H232V186H231ZM262 184V185H261ZM8 185H9V187L11 188H9L8 187ZM59 185V186H58ZM95 187H93V186ZM98 185V186H97ZM105 185V186H104ZM3 186H5L4 188H2ZM17 186H18V188H17ZM41 186V189L43 188L42 187V185H40ZM49 186H51V188L49 189ZM231 186V187H230ZM9 188L10 189V191H9V189H7V188ZM52 187H53V189H52ZM64 187V188H63ZM92 187L94 188V189H92ZM99 188L98 190H100V191H98L97 190V188ZM226 187V188H225ZM229 187V188H228ZM253 187V188H252ZM13 188V189H12ZM59 190H57V189ZM75 188H76V186H75ZM228 188V189H227ZM61 189V190H60ZM63 189V190H62ZM67 191H66V190ZM92 189V190H91ZM224 189H226L227 191H225ZM230 189V190H229ZM233 189V190H232ZM254 189V190H253ZM257 189V190H256ZM15 192V194L13 193V191ZM51 190H52V193H51ZM81 191V193H80V191ZM97 190V191H96ZM230 192H229V191ZM250 190V191H249ZM60 191H61V193H60ZM62 191H63V193H62ZM74 193H73V192ZM94 191H96V192H94ZM249 191V192H248ZM251 191H256L255 193H253V192H251ZM259 191V192H258ZM260 191H262L261 193H262V195H261V193H260ZM4 192H5V195H4ZM12 192V193H11ZM92 192H94V195L96 196H94V195H92ZM97 192H99V193H97ZM232 192V194H233V192H234V194L233 195H231L230 193ZM248 192V196H247V193ZM8 193V194H7ZM51 193V194H50ZM67 193V194H66ZM71 193H73L74 195H75V197L73 198L72 196H71ZM80 193V194H79ZM229 193V197H227V195L226 194H228ZM260 193V194H259ZM12 194L14 195V196H12ZM19 194V195H18ZM55 194H57L56 196L57 197H55ZM63 194V195H62ZM97 194H99V195H97ZM244 194H246V195H244ZM254 194V195H253ZM255 194H258V195H255ZM2 195H4V196H2ZM8 195V196H7ZM10 195L13 197H10ZM26 195V196H25ZM47 195H48V197L51 195V197H52V200H51V197L50 198H48L47 197ZM78 195H79V198L77 199V197H78ZM80 195H82V196H80ZM94 197L95 198V200L96 201H94L93 199H91L92 197ZM101 195V196H100ZM226 195V196H225ZM260 195V196H259ZM2 196V197H1ZM15 196H18V197H16V198H14ZM20 196V197H19ZM45 196L48 198V200H47V198H45ZM90 196V197H89ZM252 197V199H250V200H248V198L247 197ZM262 196V197H261ZM28 199H27V198ZM72 197V198H71ZM82 197V199H80ZM101 197V198H100ZM227 197V198H226ZM253 197L254 198H257V200H258V197H259V200H260V198L261 199H263V200H256V199H253ZM8 198V199H7ZM99 198V199H98ZM9 199H11V200H9ZM15 199V200H14ZM68 199V200H67ZM73 199V200H72ZM101 199V200H100ZM103 199V200H102ZM70 200V201H69ZM77 200H81V202H82V209H81V211H80V213H79V217H80V220H82L83 218L85 219L84 221L82 220L81 222L82 223H84V224H82V228L80 227V225H81V223L80 224H78V222L77 221H79V217H77V220H75L74 218H76L75 217V215L73 214L74 213V207H75V204H76V202H77ZM84 202H83V201ZM91 200H93V201H91ZM99 200H100V202H99ZM255 200V201H254ZM14 201V202H13ZM50 201V202H49ZM69 201V202H68ZM86 201V202H85ZM91 201V202H90ZM225 201V202H224ZM253 201V202H252ZM10 202V203H9ZM52 202H53V207H52ZM56 202V203H55ZM93 202H98L99 203V205H100V203H101V205L102 206H99L98 205V203H93ZM252 202V203H251ZM258 202V203H257ZM5 203V204H4ZM37 203H38V205H40L41 203H43V204H41L39 207H38V205H37ZM56 205H55V204ZM57 203H59V204H57ZM62 203H63V205H62ZM65 203H66V205L67 206H65ZM68 203V204H67ZM71 204V206H70V204ZM73 203V204H72ZM86 203V204H85ZM90 203H91V205H90ZM102 203H104V204H102ZM255 203V204H254ZM28 204V205H27ZM88 204V205H87ZM96 204V205H95ZM224 204V205H223ZM27 205V207H25ZM70 207H69V206ZM92 205L94 206V207H92ZM218 205H216V206H218ZM0 206V211L1 210H3V208ZM5 206V207H4ZM10 206H12V205H10ZM30 206H32V207H30ZM38 207V208H40V207H42V208H40V209H43V212H42V210H40V209H34L35 207ZM56 206V207H55ZM59 206V207H58ZM65 207V208H63V207ZM88 206H91V207H88ZM96 206V207H95ZM16 207V208H15ZM52 207V208H51ZM62 207V208H61ZM72 207V208H71ZM86 207V208H85ZM263 207V208H262ZM25 209V211H24V209ZM30 208V209H29ZM49 208V209H48ZM67 208H69V209H67ZM108 209H109V207H107ZM26 209H28L29 211H32L31 213L28 211H26ZM65 209H67V210H65ZM73 209V210H72ZM216 209L218 210V212L216 211ZM18 210H16L15 212H16V214H17V211ZM18 211L19 213L18 214H20V213H22V211ZM38 210V211H37ZM64 210H65V212H64ZM68 210H70L69 212H67ZM113 209H111L110 210V213H108V215L109 214H112L113 213V211H112ZM192 210H194V208H192ZM39 211H41V212H39ZM44 211H45V213H44ZM88 211H90L89 213H88ZM72 213V215H73V217L72 218H68L70 215H71V213ZM86 212V213H85ZM112 212V213H111ZM217 212V213H216ZM263 212V213H262ZM67 213H69L68 214V216H66L67 215ZM219 213V214H218ZM36 214V215H35ZM40 214V215H39ZM52 214V215H51ZM83 214H85V215H83ZM32 215L34 216V219H33V217H32ZM43 215V216H42ZM71 215V216H72ZM87 215V216H86ZM215 215H216V217H215ZM261 215V216H262ZM70 216V217H71ZM111 216V215H110ZM218 216V217H217ZM244 218V216H245V218L247 219H245L246 220V223L244 224V219L242 218V217ZM50 217V218H49ZM66 217V218H65ZM81 217H83L82 219H81ZM249 217V218H248ZM251 217V218H250ZM254 217V218H253ZM256 217V218H255ZM32 218V219H31ZM255 220H253V219ZM262 218V217H261ZM72 219V220H71ZM263 219H264V217H263ZM262 219V220H263ZM27 220V222H25ZM31 220H32V222H31ZM244 221L243 222V224H242V222L241 221ZM251 220V221H250ZM252 220H253V222H252ZM35 221V222H34ZM87 223H86V222ZM250 221V222H249ZM25 222V223H24ZM29 222V223H28ZM72 222V223H71ZM75 222V223H74ZM241 222V223H240ZM252 222V223H251ZM259 222V223H258ZM263 222V221H262ZM35 223H36V226H37V228L34 226L35 225ZM215 223V224H214ZM222 223V224H221ZM225 225H224V224ZM258 223V224H257ZM26 224H27V226H26ZM68 224V225H67ZM239 224V225H238ZM247 224H249L248 226H253L252 227V231H251V228H249L248 229V226H247V228H246V226L245 225H247ZM250 224H252V225H250ZM260 224V225H259ZM7 225V232L6 231H4L3 229H6L5 227L3 228V229H0V234H1V237L3 238H1L0 237V246L3 244V245H5V246H7V247H4V249L1 247L0 248V255H2L1 256V258H0V260H3V261H0V264H4L3 262H4V260H5V264H14V263H12V262H10L9 261V257H10V255H11V253L13 252V247L12 248H8V245H14V241H15V239H16V237H18V233L15 235V231H19V229L17 230V229H15L14 227H9V225L8 224H6ZM62 225V226H61ZM71 226L70 228L68 227V226ZM73 225V226H72ZM79 225V226H78ZM210 225V226H211ZM218 225V226H217ZM222 225H224L223 227H222ZM30 228H29V227ZM31 226L33 227L34 226V229L32 228V231H29L28 229H31ZM58 226V227H57ZM90 226H91V224H90ZM259 226V227H258ZM1 227V226H0ZM80 227V228H79ZM217 227V228H216ZM261 231L260 232V236L259 235H257V233L256 232H258L259 230L257 229V228ZM263 227V229H261ZM12 228V229H11ZM215 228V229H214ZM218 228H220V229H218ZM245 228V229H244ZM256 230H255V229ZM38 229V230H37ZM80 229V231L82 232V234H80V237H78V235H79V233H80V231L78 232V230ZM82 229V230H81ZM218 229V230H217ZM241 229H244L243 231H245L246 230V232H243V231H239V230H241ZM13 230V231H12ZM38 232H37V231ZM67 230V231H66ZM69 230V231H68ZM74 230V231H73ZM90 230V231H89ZM248 230H249V233H248ZM1 231L4 233L5 232V234L7 235H5V234H3V233H1ZM26 231V232H25ZM29 231V232H28ZM34 231H36V232H34ZM88 231V232H87ZM216 231H218V232H216ZM237 231H239V232H237ZM12 233V235H11V233ZM28 232V233H27ZM90 232V233H89ZM241 232V233H240ZM242 232H243V234H244V236L242 235ZM250 232H251V235L252 234H254V235H250ZM31 233V234H30ZM36 233V234H35ZM67 233V234H66ZM70 233H73V235L72 234H70ZM223 234V236L221 235V234ZM237 233H239V234H241V235H239V234H237ZM249 234V236L248 235H245V234ZM15 235V237H14V235ZM28 236H27V235ZM77 234V235H76ZM236 234V236H234ZM255 234L257 235V237H256V240H254V238H255ZM9 235V236H8ZM33 235V236H38V239H36V237L34 238V239H36L37 241H35L34 239H33V241H32V237L31 236ZM70 235V236H69ZM72 235V236H71ZM87 235V236H86ZM226 237H225V236ZM238 235H239V237H238ZM40 236V237H39ZM42 236V237H41ZM86 236V237H85ZM230 236H234V237H236L237 239H236V241H235V238H233L234 240H232V239H230L231 237ZM246 236H248V237H246ZM251 236V237H250ZM10 237V238H9ZM11 237H12V239L14 238V241L13 240H11ZM28 237V238H27ZM55 237V238H54ZM71 237V238H70ZM72 237H74V239L72 238ZM79 239V241L81 242H79L78 241V239ZM228 237V238H227ZM230 237V238H229ZM244 239H243V238ZM259 237H260V241L258 240L259 239ZM6 238V239H5ZM8 238V239H7ZM43 238V239H42ZM66 238V239H65ZM226 238H227V240L229 241H227L226 240ZM245 238H250L248 241H245V240H247V239H245ZM4 239H5V243H4ZM81 239V240H80ZM240 239V240H239ZM242 239H243V241H242ZM253 239V240H252ZM7 240H8V242L11 240V241H13V242H11L10 241V243H8L7 242ZM31 240V241H30ZM51 240V241H50ZM222 240H224V241H222V242H224V244H222V242L221 241ZM226 240V241H225ZM237 240H239V241H242V242H239V241H237ZM252 240V241H251ZM29 241V242H28ZM68 241H73V245L71 246L70 245V242L68 243ZM212 241H214V244H215V242L217 243L218 242V244L216 245H214L213 244V242ZM234 241V242H233ZM255 241H257V245L255 244ZM259 241V242H258ZM261 241H262V243H261ZM31 242V243H30ZM66 242V243H65ZM86 242V243H85ZM228 242V243H227ZM230 242H232L231 244H230ZM12 243V244H11ZM80 243V244H79ZM221 243V244H220ZM235 243V244H234ZM260 243V244H259ZM25 244H28L29 246H27V245H25ZM64 244V245H63ZM69 244V245H68ZM72 244V243H71ZM89 244H91V245H89ZM227 244V245H226ZM229 244V245H228ZM254 244V245H253ZM38 245V246H37ZM79 245H82L81 246V248H80V246ZM88 245H89V248H87L88 247ZM220 245V250H217V246H219ZM27 246V247H26ZM214 246V247H213ZM216 246V247H215ZM227 246V247H226ZM255 246V247H254ZM10 247V246H9ZM60 247H62L61 249H59ZM68 247L70 248V249H68ZM80 249H79V248ZM254 247V248H253ZM72 248V249H71ZM8 249H10V250H8ZM37 249V250H36ZM69 250V251H65V250ZM77 250V252H75L76 250ZM224 249V250H223ZM228 249V250H227ZM29 250V251H28ZM79 250V251H78ZM254 250V251H255ZM261 250V251H262ZM1 251L3 252V254H1ZM80 251H81V253H80ZM87 252V254H89V256L88 255H86V253H83V252ZM89 251H90V253H89ZM219 251V252H218ZM228 251V253H229V255L230 256H228V255H226V254H224V253H226ZM260 251V252H261ZM7 252V253H6ZM30 252V253H29ZM75 252V253H74ZM6 253V254H5ZM217 253V254H216ZM74 254H76V256L74 255ZM85 254V255H84ZM3 255H8V256H4V258H3ZM27 255H30V258H29V256H26ZM33 257H32V256ZM36 255V256H35ZM82 255V256H81ZM226 256V258L224 257V256ZM73 256H75L76 258L75 259H77V261L78 262H80V263H78L74 258H73ZM85 256V257H84ZM223 256V257H222ZM231 256H232V258H231ZM255 256V258H251V260L248 258V259H246V262L247 263H252L253 262V264H258V263H256L257 261L259 262V260H261V256H260V254H258V255H254ZM257 256V257H256ZM8 257V258H7ZM29 260V262H28V260H26V262H25V259L26 258ZM220 257H222V259L220 258ZM233 260V262H231L232 260H230V258ZM33 258H35L34 260H33ZM54 258H55V260H54ZM85 258V259H84ZM87 258V259H86ZM220 258V259H219ZM225 258V259H224ZM257 258V259H256ZM259 258V259H258ZM53 259V260H52ZM84 259V260H83ZM218 259H219V262H217L218 261ZM255 259V260H254ZM21 260H20V264H21ZM83 260V261H82ZM238 260V261H237ZM244 260V261H243ZM248 260H249V262H248ZM253 260V261H252ZM8 261V262H7ZM19 261V260H18ZM30 261H32V262H30ZM58 261V262H57ZM75 263H74V262ZM243 261V262H242ZM254 261H256V262H254ZM7 262V263H6ZM230 262V263H229ZM16 264V263H15ZM17 264H19V262L17 263ZM59 264V263H58Z\"/></svg>",
  "mask_w": 264,
  "mask_h": 264
}]
</instances>
